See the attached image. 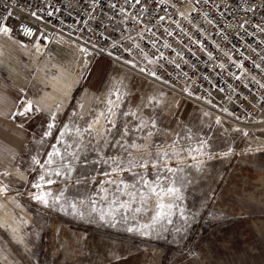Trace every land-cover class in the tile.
<instances>
[{
	"label": "rangeland",
	"instance_id": "rangeland-1",
	"mask_svg": "<svg viewBox=\"0 0 264 264\" xmlns=\"http://www.w3.org/2000/svg\"><path fill=\"white\" fill-rule=\"evenodd\" d=\"M2 38L1 61L30 94L19 101L32 117L20 170L0 175V227L11 236L12 259L264 264L263 217L227 209L213 192L237 153L264 151V127L235 130L198 112L188 118L177 93L64 39L43 48L9 32ZM218 130L242 149L213 157L225 143L212 141ZM20 223L30 230L25 241ZM56 232L67 233L66 245L53 240Z\"/></svg>",
	"mask_w": 264,
	"mask_h": 264
},
{
	"label": "built area",
	"instance_id": "built-area-1",
	"mask_svg": "<svg viewBox=\"0 0 264 264\" xmlns=\"http://www.w3.org/2000/svg\"><path fill=\"white\" fill-rule=\"evenodd\" d=\"M105 57L235 130L264 111V0H0V34ZM23 101L17 115L23 117ZM20 112V113H19Z\"/></svg>",
	"mask_w": 264,
	"mask_h": 264
},
{
	"label": "crops",
	"instance_id": "crops-1",
	"mask_svg": "<svg viewBox=\"0 0 264 264\" xmlns=\"http://www.w3.org/2000/svg\"><path fill=\"white\" fill-rule=\"evenodd\" d=\"M5 29L3 30L4 34L9 32V29L7 31ZM16 40L24 46L33 45V43H27L20 39ZM6 43L1 33L0 46L2 47ZM27 52L31 53V50ZM98 60L105 61L113 66L117 65L105 57H100ZM6 64L0 58V175L1 173H12L13 171L20 170L23 148L28 138L27 123L32 118L30 114L27 117H20L16 113L19 100L21 98L26 99L25 96L27 95L30 97V94L23 89V85L18 81L16 75H13L12 69L8 64ZM31 106L37 107L35 104ZM176 108L179 109V113H183L186 110L188 118H193L197 112L204 114V116L213 115L207 109L188 102H180ZM36 109L40 110L39 112L42 111L38 107ZM36 109H33V111ZM263 127L264 125L259 126L261 129ZM237 133L242 135L240 131ZM213 134L212 141L225 139L223 145H218L215 150L211 151L214 154L213 157L221 156L219 153L223 152L222 150L227 147L233 148L242 143V141L235 143L232 140L233 135H225L224 131H213ZM244 136H246L245 133ZM230 140L232 142H229ZM237 146L234 149H242L237 148ZM221 157L224 158L223 156ZM228 162H231V160ZM215 191H217L216 200L222 206H225L227 209H235L240 212L263 217L261 220L264 222V151L260 149L237 153V157L233 160V165H229L220 174L213 189V192ZM19 230L23 232V239L25 241L27 236H29L30 230H27L21 223ZM9 236L6 234V230L0 227V264H20V260L16 261L11 258L12 252L8 243L11 236ZM54 237L55 239L53 240L56 243L58 240H63L65 245L67 244V239H69L65 232H61V234L56 232V236ZM37 240H39V237L33 239L36 246L38 245ZM49 240L51 241L52 239L49 238Z\"/></svg>",
	"mask_w": 264,
	"mask_h": 264
},
{
	"label": "snow or ice",
	"instance_id": "snow-or-ice-1",
	"mask_svg": "<svg viewBox=\"0 0 264 264\" xmlns=\"http://www.w3.org/2000/svg\"><path fill=\"white\" fill-rule=\"evenodd\" d=\"M5 31H7V29H5ZM29 110H30V108H29ZM55 155L58 156V155H59V152H56ZM49 163H51V160L49 161ZM125 187H127V186H125ZM152 191H153V193H155L156 195H159V193H156V190H155V189H152ZM173 191H174L173 189H169V190H168L169 193H172ZM39 199H43V198L40 197ZM45 202H46V201H45ZM163 207H164V205L161 204V205H160V208L163 209Z\"/></svg>",
	"mask_w": 264,
	"mask_h": 264
},
{
	"label": "bare ground",
	"instance_id": "bare-ground-1",
	"mask_svg": "<svg viewBox=\"0 0 264 264\" xmlns=\"http://www.w3.org/2000/svg\"><path fill=\"white\" fill-rule=\"evenodd\" d=\"M5 28H7V27H4L3 30H4ZM7 29H8V28H7ZM3 30H2V32H3ZM261 121H262V120H261ZM261 121L259 122V125H258V126L264 124V123H262Z\"/></svg>",
	"mask_w": 264,
	"mask_h": 264
}]
</instances>
